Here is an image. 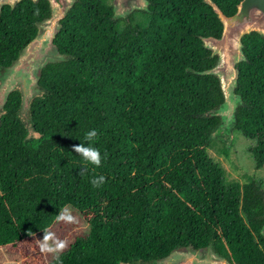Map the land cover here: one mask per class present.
<instances>
[{"label": "trees", "instance_id": "16d2710c", "mask_svg": "<svg viewBox=\"0 0 264 264\" xmlns=\"http://www.w3.org/2000/svg\"><path fill=\"white\" fill-rule=\"evenodd\" d=\"M214 1L231 15L241 0ZM150 2L114 20L112 0H77L55 38L68 59L44 68L33 125L20 90L10 94L0 116V247L50 229L71 205L89 232L48 264H149L211 241L233 264H264V180H227L209 155L224 94L217 76L192 71L215 64L201 36H221L223 24L204 0ZM49 15L48 0L3 6L0 67ZM243 43L234 130L254 141L263 169L264 37L253 31ZM92 129L99 166L74 152Z\"/></svg>", "mask_w": 264, "mask_h": 264}, {"label": "water", "instance_id": "95a60500", "mask_svg": "<svg viewBox=\"0 0 264 264\" xmlns=\"http://www.w3.org/2000/svg\"><path fill=\"white\" fill-rule=\"evenodd\" d=\"M22 0H0V13L4 5L15 8ZM38 1V0H34ZM77 0H48L50 15L37 23V34L21 49L18 57L8 66L0 67V116L3 113L10 94L19 89L22 95L21 115L27 124L33 125L31 101L42 90L40 80L44 68L50 63L68 59L61 53L55 38L62 29V20ZM210 4L223 24L221 36H201L204 47L216 57L215 64L208 69L192 71L198 74H211L218 77L224 94V101L212 115L219 116L215 135L228 137L233 134L236 112L243 101L236 92L239 79L238 64L247 59L244 52L243 37L253 31L264 37V0H241L237 10L227 15L214 0H204ZM114 20L126 19L133 12L149 10L148 0H112ZM264 236V225L261 229ZM233 264L216 250L214 241L195 248L193 245H179L171 252L149 264Z\"/></svg>", "mask_w": 264, "mask_h": 264}, {"label": "rangeland", "instance_id": "374dc122", "mask_svg": "<svg viewBox=\"0 0 264 264\" xmlns=\"http://www.w3.org/2000/svg\"><path fill=\"white\" fill-rule=\"evenodd\" d=\"M254 141L234 130L228 137L215 135L209 155L225 169L227 180L245 183L251 179L264 180V168L256 169L251 151ZM71 220L57 218L53 226L25 240L17 247H0V264H48L67 251L77 238L88 234L90 226L81 212L68 205L63 209ZM190 264V263H183Z\"/></svg>", "mask_w": 264, "mask_h": 264}, {"label": "clouds", "instance_id": "9594fccd", "mask_svg": "<svg viewBox=\"0 0 264 264\" xmlns=\"http://www.w3.org/2000/svg\"><path fill=\"white\" fill-rule=\"evenodd\" d=\"M97 137V132L95 129L89 130L85 133L83 142L74 147V152L78 154L84 161L85 165L92 164L99 166L101 164V154L95 146V139ZM87 169L85 167L81 168V175H83ZM104 177L100 176L98 179H93L91 182L93 185H99L103 183ZM59 218L71 220V216H65L63 210L59 211Z\"/></svg>", "mask_w": 264, "mask_h": 264}, {"label": "flooded vegetation", "instance_id": "af4514ba", "mask_svg": "<svg viewBox=\"0 0 264 264\" xmlns=\"http://www.w3.org/2000/svg\"><path fill=\"white\" fill-rule=\"evenodd\" d=\"M149 3H151L150 0H149Z\"/></svg>", "mask_w": 264, "mask_h": 264}]
</instances>
